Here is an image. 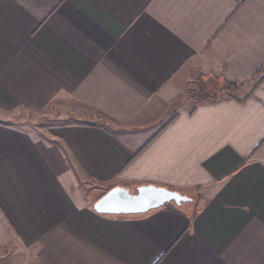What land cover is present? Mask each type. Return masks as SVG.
Returning a JSON list of instances; mask_svg holds the SVG:
<instances>
[{
	"label": "crops",
	"instance_id": "1",
	"mask_svg": "<svg viewBox=\"0 0 264 264\" xmlns=\"http://www.w3.org/2000/svg\"><path fill=\"white\" fill-rule=\"evenodd\" d=\"M18 114L47 127L0 117V264H264V0H0ZM85 182L194 203L104 216Z\"/></svg>",
	"mask_w": 264,
	"mask_h": 264
},
{
	"label": "water",
	"instance_id": "2",
	"mask_svg": "<svg viewBox=\"0 0 264 264\" xmlns=\"http://www.w3.org/2000/svg\"><path fill=\"white\" fill-rule=\"evenodd\" d=\"M192 199L179 191L156 185H143L134 190L116 186L96 201L93 208L104 216H140L175 204L181 207Z\"/></svg>",
	"mask_w": 264,
	"mask_h": 264
},
{
	"label": "rangeland",
	"instance_id": "3",
	"mask_svg": "<svg viewBox=\"0 0 264 264\" xmlns=\"http://www.w3.org/2000/svg\"><path fill=\"white\" fill-rule=\"evenodd\" d=\"M203 91L204 93L209 95L206 98L209 101V100L221 99L225 96L229 97V96L237 95L240 90L238 86L231 87L230 90H226V85H223V86L209 85V87L208 88L206 87ZM201 96H203V94H201ZM194 97L199 98V96H195V95ZM0 117H3V119H6V120L8 119V121L5 120L6 122H9L27 131H33L37 133L38 135H41L42 130L46 129L47 127L46 120L39 121L37 116L31 115V114H28V115L18 114V115H6V116L4 115ZM9 119L11 121H9ZM78 187L86 196H88V198H93V196L99 197L100 195L104 194L103 191L93 192L92 186L87 182H85L84 184H78Z\"/></svg>",
	"mask_w": 264,
	"mask_h": 264
},
{
	"label": "trees",
	"instance_id": "4",
	"mask_svg": "<svg viewBox=\"0 0 264 264\" xmlns=\"http://www.w3.org/2000/svg\"><path fill=\"white\" fill-rule=\"evenodd\" d=\"M231 87H233V86H226V90H230V88ZM235 87V86H234ZM114 187H116V186H109V187H106L105 189H104V194L103 195H105L108 191H110L111 189H113ZM173 190V189H172ZM103 195H100L99 197H97V200L98 199H100ZM191 203H194V200L191 202ZM189 204V203H188Z\"/></svg>",
	"mask_w": 264,
	"mask_h": 264
}]
</instances>
